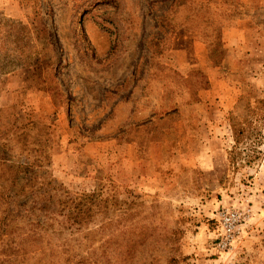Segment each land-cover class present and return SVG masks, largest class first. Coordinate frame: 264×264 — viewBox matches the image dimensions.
<instances>
[{"label":"rangeland","instance_id":"1","mask_svg":"<svg viewBox=\"0 0 264 264\" xmlns=\"http://www.w3.org/2000/svg\"><path fill=\"white\" fill-rule=\"evenodd\" d=\"M85 1L0 0V108L11 105L18 95L39 117L46 116L44 122L51 125V130L42 132L50 137L51 155L44 159L43 167L52 176L51 183L49 187L39 182L32 185L36 182L35 168L21 162L19 182L31 185L30 196L26 204L19 198L12 211H25L27 205L44 202L43 194L48 191L53 204L57 202L54 191L58 195L67 191L99 194L92 204H69L60 213L42 217L41 231L34 240L42 244V252L31 256L32 261L15 264H34L37 257L43 264H50L54 251L61 256L59 264H72L76 258L80 259L78 264H94L92 254L101 250L102 231L111 236L115 227L101 226L103 214L95 208L103 196L127 207L126 214L139 213L129 231L149 236L155 233L156 240L149 239V243L165 245L163 251H154L160 258L153 264L165 263L169 247L173 249L170 253L180 254L176 264H264V0H243L242 14L247 17L242 19L248 18L258 29L254 31V25L246 21L247 34L233 45L235 53L260 46L254 54L251 52L256 62L250 64L243 57L227 70L226 88L218 94L213 108L200 102L183 106L186 101L177 96L184 115L223 112L224 119L223 109L231 107L230 116L237 123L249 121L250 109L258 112L257 130L247 139V145L241 143L242 148H234L233 132L225 118L226 127L218 131L230 130L229 137L223 132L222 141L228 147V166L224 147L223 152L217 150L211 172L200 176L191 168L180 167L179 157L152 160L166 154L165 143L146 142L142 131H137L131 133L140 147L136 150L130 136L122 131L126 123L143 119L156 104L170 101L171 95L164 97L161 91L173 86L170 79L175 73L161 65L158 72L155 70L160 61L145 42L162 36L156 19L167 10L170 0H88V9ZM109 15H118V23L122 27L129 24V29L117 30L106 20ZM132 20L135 30L130 27ZM202 22L214 26L210 20ZM228 27L218 31L219 43L213 27L219 54L208 60L207 66L221 63L229 47ZM205 30L201 22L182 27L175 33V40L181 49L191 47L194 39L207 45ZM255 33L257 37H252ZM17 39L21 43L18 52ZM167 62L175 64V59L170 56ZM253 72L257 74L254 81L250 76ZM239 89L241 94L236 97ZM184 90L179 84L178 91ZM182 115L166 119L172 125L166 134L170 141L177 137L185 146L193 145L195 134L199 140L205 133L199 134L193 117L182 119ZM133 154L136 164L131 171L127 167ZM33 190L41 193H31ZM226 209H236L244 218L234 248L222 251L214 242L221 234L220 215ZM25 227H31L28 219L13 223V230ZM12 240L15 236L1 239L0 252ZM27 240L26 249L33 251L35 242Z\"/></svg>","mask_w":264,"mask_h":264},{"label":"trees","instance_id":"2","mask_svg":"<svg viewBox=\"0 0 264 264\" xmlns=\"http://www.w3.org/2000/svg\"><path fill=\"white\" fill-rule=\"evenodd\" d=\"M88 3V0L84 3L86 9H88ZM243 8V0H170L167 10L156 19L162 36L160 38L151 37L145 41L150 53L155 54L156 56L154 57H157L160 61V63L156 62L155 70L158 72L160 70L159 65H161V67H166L175 73L170 79L173 86L170 88L165 87V90L161 91L164 97L168 94L171 95L170 101L168 103L156 104L143 119L130 121L124 125L122 131H125V134L130 136L133 148L138 150L140 147L134 138V134L131 133L136 134L137 131H142L146 142L161 141L167 144L170 154L165 159H176L179 154L178 151L184 143L181 141V137L180 141L177 137H172L173 140L170 141L166 133L172 130V125L171 123H166V119L171 116L179 117L178 95L188 103L198 101L199 91L209 87V79L206 74L207 61L198 58L188 47L179 48L175 40V33L179 28L190 27L192 24L210 20L214 24L216 42L219 43L218 31L223 26L228 25V28H231L236 24L237 19L247 17V15L243 16L242 14ZM106 20L113 22L117 30L119 29L121 32L129 29V24L122 27L118 23L121 20L118 15L114 17L109 15ZM130 23V27L134 29L133 20ZM127 39L128 37H125L124 40L126 41ZM119 41L120 38L117 39L116 46L119 45ZM25 46H28V44L26 43ZM20 48V39H17L16 52ZM170 56L175 59V64L167 62ZM147 82L149 83L150 79ZM179 84L185 87L183 93L178 91ZM34 90L36 92L37 88ZM241 91L240 89L237 92L235 91L236 97L240 96ZM223 92L225 93L226 91L224 90ZM22 96L28 97L25 94H22ZM223 110L225 118L229 121L233 132L235 140L234 148H242L241 143L246 144L247 139L254 134L253 131L257 130L255 124L259 120L257 116L258 112L254 111L255 109H250L249 121L238 120L235 123L230 116L231 107H225ZM54 116L55 114L50 115L47 120L51 121ZM263 117L264 114L261 118ZM45 120L46 116L43 118L39 117L34 109L30 107V104L18 98V95L11 105L0 108V240H9L12 236H15V240H12V243L6 245L0 252V264L32 261L31 256L43 250L42 244L34 241L37 240L36 237L41 231L42 225H40V220H42V217L60 213L67 205L71 206L69 204H74L72 206L77 207L87 203L92 204L93 197L99 195L93 193L75 194L67 191L63 193V195L65 193L68 195L65 198L54 191V195L57 196V202L53 204L52 194L48 191L43 194L44 198H46L42 202L43 204L35 202L30 206L27 205L25 211L19 210L17 213L12 211L15 202L19 198L22 204H26L30 196L28 190H30L31 185L28 186V184L19 182L18 169L21 162H25L28 166L35 168L34 181L36 182H31L32 185L39 182L42 185L48 186L51 183L50 179H52V176L43 167L44 159L51 155V147L50 143H48L50 137L47 139L42 135L43 131L51 130L50 123H45ZM49 120L48 122H50ZM245 132L246 136L244 135ZM257 134L258 132H256V136ZM171 146H173V149H170ZM144 147L146 146L144 145ZM180 167L190 169L182 163H180ZM39 178L42 180L41 182ZM32 192L41 193L37 190H33ZM96 204L98 206L95 208L96 211L100 210L101 214H103L101 215V226L108 228L115 225V227L111 229V236H108L106 231H102V233H105L104 241L100 252L92 254L94 264H153V262L160 258V256H156L157 254L154 251H163L166 248L165 245L160 246L159 244L154 245L149 243V239L151 241L154 240L155 233L149 236L146 233H142V231L138 233L133 229L129 231L132 228V220H136V217H139V213L136 212L135 214L131 212L126 214L127 207L116 205V202L110 200L109 196H103ZM36 205L41 206L38 208ZM113 209H115V212H113ZM42 214H45V216ZM19 219H28L31 227H25V230H13V223ZM28 238H31V241L35 242L33 251L26 249ZM172 250L169 247V253H165L164 264L177 263L180 254L175 255L170 253ZM52 253L53 256L50 264H59L58 259L61 257L59 252L54 251ZM38 259L40 258L37 257L36 262L33 261V263L43 264L41 262L43 260L38 261ZM79 261L80 259L76 258L72 261V264H78Z\"/></svg>","mask_w":264,"mask_h":264},{"label":"crops","instance_id":"3","mask_svg":"<svg viewBox=\"0 0 264 264\" xmlns=\"http://www.w3.org/2000/svg\"><path fill=\"white\" fill-rule=\"evenodd\" d=\"M246 21L254 25L252 26L254 31L258 29L257 26L248 18L241 19L234 26L230 28L231 35H230L229 44H228L229 47L225 51L222 57L221 63L219 64L215 63V64L207 66L206 73L209 79V87L199 91V94H198L199 99L198 101L194 102V105L195 103L200 102V104H203L206 108H213L216 105V101H217L216 98L218 94L221 93V91L224 88H226L227 82L225 80V74L227 70L230 67L236 65L237 61L243 57H245L246 60L250 64H253L254 62H256V60L254 61V58L252 57L251 52L254 54V50L260 48V46L254 45L250 47L249 48L251 49L250 52L247 51L249 49H239L238 52L236 53L234 52L236 46H233V45H237V43L240 40H242L247 34V32L245 31V27H247ZM201 26L202 28L203 26L206 27V30L205 32L203 31V34L207 35V41L209 43L207 45H203L201 40L194 39L191 42V47L188 45L187 47L190 48L196 54L198 58L204 59L206 61L208 60L211 61L212 59L217 57L219 54V48L217 47V44L215 43L213 39L214 38L213 37V26L211 25V23H208V22H201ZM256 34L257 33H255L254 36L252 35L251 36L257 37ZM258 34L260 35V33ZM199 37L200 35H197V38ZM250 67L252 68V65ZM215 73H216V76H213V74ZM250 76H252V79L254 81V79L257 77V74L253 72L250 74ZM192 104L193 102H189V103L185 102L183 106H190ZM179 111H180V114H183L181 116L182 119H188L187 116L193 117L197 121L196 126H197V130L199 131V134L202 132L205 134H204V137H202L200 134L201 139L199 140L197 138V135L195 134L196 140L193 143V145L185 146L183 144L178 151L179 154L177 155V157L180 158L179 160L184 166L195 170L199 176L202 174L210 173L213 167V164H214V159H215L214 156L217 150H221V152H223L225 150L224 147H226V145L223 144L222 142L223 135H224L223 132L227 135L228 134L230 135V130L226 128L224 129V131H221V132L218 131L220 130V128L224 127L225 126L224 123H226L225 117L224 119L222 118L223 112L210 113L209 111H206V113L204 114L193 112L190 115H184V113H181L182 112L181 108H179ZM227 127H229V125H227ZM213 139L215 140L216 145L211 146ZM217 141H219V143ZM156 143L160 144L164 142L155 141V143L153 144H156ZM165 146H166L165 147L166 154L164 152L163 154L165 155H162L161 157H158L157 159H152V160H161L169 156L170 154L169 147L167 146L166 143H165ZM227 148L228 147H226V150H225V153H226L225 159H226V165L228 166ZM134 157L135 156L133 154L129 161V166L127 167V169L129 168L128 170L131 169V171H134L135 169L134 165L136 163L134 164L135 162ZM187 158H188V161L186 160Z\"/></svg>","mask_w":264,"mask_h":264},{"label":"built area","instance_id":"4","mask_svg":"<svg viewBox=\"0 0 264 264\" xmlns=\"http://www.w3.org/2000/svg\"><path fill=\"white\" fill-rule=\"evenodd\" d=\"M244 215L236 209H226L220 215L221 234L214 242L218 250L228 251L234 248L237 236L241 229V220Z\"/></svg>","mask_w":264,"mask_h":264}]
</instances>
